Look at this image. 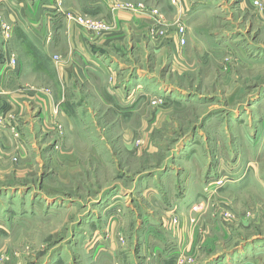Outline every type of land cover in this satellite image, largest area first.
<instances>
[{
	"label": "rangeland",
	"instance_id": "1",
	"mask_svg": "<svg viewBox=\"0 0 264 264\" xmlns=\"http://www.w3.org/2000/svg\"><path fill=\"white\" fill-rule=\"evenodd\" d=\"M56 2L61 4L56 6L58 13L62 11L66 18L71 14L72 20L92 36L102 34L80 24L75 17L87 14L76 12L72 7L64 9L63 0ZM120 2L131 5L130 9L134 10L144 4L148 11H160L166 24L169 20L159 5ZM259 2L260 6H254L263 11V4ZM3 4L5 2L0 0V40L5 47V51L0 50V59H3L0 65L4 64L0 72L9 73L3 89L10 93L26 92L30 87L28 81L32 80L43 95V99L39 98L43 105H39L44 108L51 104L52 112L44 118L42 111V115L39 114L29 100V108H25L23 114L19 112L23 115L19 119L16 110L0 104V121L13 131L9 135L15 140L10 145L0 141V264H44L49 256L61 252L65 264H91L73 243L77 219L84 210L75 206L70 209L69 205L88 206L109 190L127 191L118 203L109 202L125 211L117 210L116 216L123 213L132 222L130 229L119 230L117 237L121 244H127V238L139 233V220L148 210L160 217L162 206L165 207L162 219L166 223L163 234L169 253L189 229L194 240L199 238V243L181 247L176 264H203L209 257L229 251L241 241L254 236L264 239V194L261 190L246 186L234 192L226 189L238 178L236 160L259 161L260 174H264V130L257 132L255 140L251 129L264 119V105L256 111L250 105L251 95L264 88V75L248 67V52L225 49L209 54L196 49L190 57L186 51L187 40L182 44L176 35L179 51L175 40L170 39L164 44L163 52H148L143 64L158 79L164 78L195 97L177 100L148 94L141 100L140 111L128 114L116 105L122 101L114 102L102 95L104 102L96 94L87 93V90L93 92L94 87L86 85L81 88L77 100L81 109L75 116L67 111V122L57 101V69L53 63L41 59L28 37L25 36L20 45L12 46L16 21L8 20ZM88 17L104 20L111 28L105 18ZM181 22L187 26L182 19L171 24L169 20L168 25L175 24L171 30L177 31ZM214 27L221 30L220 24ZM5 28H9V37ZM155 31L150 34V40L166 36L161 28ZM248 33L251 36V31ZM46 35V41L51 40L53 31L48 29ZM12 55L20 65L15 73L8 62ZM52 57L59 65L65 62L66 54ZM26 60H29V67L38 68H25ZM18 78L21 80H16ZM237 82L244 83L242 94L235 92L239 87ZM248 107L252 113L250 117L236 122V115ZM63 109L66 110L65 106ZM69 123L73 129L66 132ZM185 170L190 172L187 181L198 179L196 183H200L199 188L191 186L189 189L193 197L197 193L194 200L190 198L191 202L199 205L190 210L184 208L187 206L183 204L186 199L182 187L180 200L167 201V193H164V183H168L171 173L182 174ZM145 178V190L148 187L157 190L153 195L150 190L143 193L140 189V182ZM61 203L68 207L60 209ZM135 247L133 240L130 248L134 250ZM145 259L135 256L132 260L140 264ZM146 260L151 262L152 259ZM155 261L153 263L157 264Z\"/></svg>",
	"mask_w": 264,
	"mask_h": 264
},
{
	"label": "crops",
	"instance_id": "2",
	"mask_svg": "<svg viewBox=\"0 0 264 264\" xmlns=\"http://www.w3.org/2000/svg\"><path fill=\"white\" fill-rule=\"evenodd\" d=\"M2 1L5 2L2 8L7 13L8 20L16 21L14 36L11 40L12 46L16 43L20 45L21 42H24L25 36L28 37L32 46L41 54V59L53 63L57 69L59 75V97L57 101L60 102L61 110L67 122L69 116L67 111L75 116L81 109L77 100L81 94V88L86 85L94 87L93 92L87 90V93L96 94L104 102L105 99L114 102L115 100L122 101L121 104L116 102V105L118 109L128 114L138 113L141 100L148 94L161 97L171 96L177 100H188L195 97V95L190 97L192 93L167 83L164 78L158 79L157 75L153 71H149L143 64L148 52L154 54L163 52L166 41L170 39L175 40V46L179 51L176 38L177 31L171 30L175 28V24L173 26L168 25L169 20L170 24L180 19L186 21V51L191 55L190 57H193L192 52L196 49L198 52L209 54L222 52L225 49L243 54L248 52L250 54V59L246 61L248 67L259 71L262 76L264 75V9L260 11L256 8L253 0H179L178 5H175L172 0H119L142 1L149 5L161 6L159 8L169 20L166 17L167 24L165 22L159 26L161 30H165L166 36H158L159 38L155 40H150V34L156 32L157 29L152 27L154 17L149 12L139 9L116 8L113 4L116 0H63L64 9L72 7L71 9L76 12L105 18L111 24L109 31L95 36L90 35L72 19L63 16L62 11L58 13L56 6L61 4L57 3L56 0ZM261 2L264 7V0ZM215 24L221 25L220 31L215 29ZM48 29L53 31V36L51 40L46 41ZM249 31H251V36ZM147 42L150 46L147 45ZM2 43L0 40V50L5 51ZM56 54H66L65 62L56 64L52 57ZM0 60L2 62L3 59ZM28 64L29 60H26L25 68L29 67ZM3 65L2 63L0 67ZM71 67L74 68V73H71ZM8 74L0 72V89L2 90L0 104L8 105L11 110L12 108L16 110L14 112L17 116L19 115V118L23 116L21 113L25 112V108L26 110L27 107L29 108L28 102L30 100L34 107L38 108L39 114L42 111L44 118L49 117V113L52 112V105L48 104L44 108L39 105H43L41 102L43 95L39 89L34 87L32 80L28 81L30 87L26 92L15 91L10 93L3 89L6 86L5 81L8 80ZM242 84L244 83H236V86L239 87L235 88V92L243 93ZM9 94L10 96H8ZM82 94L85 95V93ZM250 100H252L251 109H254L253 111L260 110L264 105V88H259L257 92L253 93ZM54 105L59 107L56 102ZM63 106L66 110L63 109ZM251 114L248 107L236 115L235 121L241 123ZM72 129L70 123L66 124V132H71ZM251 129L254 130L256 140L257 132L260 129L264 130V119L252 125ZM11 132L13 133V131ZM11 132L0 121L1 143L14 144L15 140L9 135ZM236 161L238 163L236 167L238 178L234 184L226 189H231L234 192L246 186L260 189L264 194V174H260V162L255 160ZM171 175L168 183H164V193H167L166 200L170 201L175 198L180 200L182 187L185 191L184 200L186 199L183 204L187 206L183 207L186 210L193 207L197 208L199 205L190 200V198L194 200L197 193L193 197L192 191L189 189L191 186H194L193 189H197L200 185V183H196L198 179L194 180L195 182L187 181L190 172L186 170L182 174L178 172L177 175L172 173ZM145 180L146 178L140 182L141 191L144 193L150 190L152 191L151 195L153 192L156 193V189L148 186V190H145ZM119 192L106 191L88 206L83 204L69 205L70 209L75 206L78 210L81 208L84 210L80 218L77 219L78 224L76 226L78 229L75 231L73 243L75 242V249H80L82 254L88 257L91 264H134L132 259L135 256L152 259L151 262L145 259L140 264H154L153 260H156L157 264H176L177 254L181 247H189L194 243H199V238L194 240L191 230L187 229V233H184L183 237H180L179 241L175 243L177 247L169 253L163 234L166 223L162 219L163 213H165V207L162 206L160 217L148 210L144 217L139 220L137 227L139 233L131 235L130 239L127 238V244H121L118 241L119 237H117L119 230L130 229L133 226L127 216L123 215L125 211L117 209L119 205L116 207L114 204L109 205V202L117 201L118 203L122 200L127 191ZM198 192V195L201 196L200 189ZM64 207H68V205H60V209H64ZM117 210L124 212L120 216H116L114 212ZM129 210L131 211V208ZM132 238L136 245L134 250L130 248V244L133 243ZM63 256V252L54 257L49 256L50 258L48 257L49 259L47 258L44 264H65ZM203 264H264V239L254 236L246 241H241L235 247H231L229 251L209 257Z\"/></svg>",
	"mask_w": 264,
	"mask_h": 264
},
{
	"label": "built area",
	"instance_id": "3",
	"mask_svg": "<svg viewBox=\"0 0 264 264\" xmlns=\"http://www.w3.org/2000/svg\"><path fill=\"white\" fill-rule=\"evenodd\" d=\"M172 1L175 5L179 4V0H172ZM113 4L116 8L130 9V7H131V5L123 4L122 2H120L118 0L113 2ZM254 4L260 6L259 0H254ZM139 7L140 8H138V9H140L141 11H147V12H149L150 15H152L154 17V21L152 22L154 28L156 27L158 29L159 26H161L165 23L164 18L160 16L162 14L160 11H158L156 9L148 11V9L146 8V6L144 4H139ZM67 16H68V18L73 19L71 14H68ZM75 17L77 18V20L80 24L87 25L88 26L87 28L94 30L95 32L98 31L100 33H103V32L109 31L111 29L110 25L108 23H106L104 20H99V21L92 20V19L90 20V17H88V15H81V14L75 15ZM5 29L7 31L6 35L10 36V32H8L9 28L8 29L5 28ZM177 36H178V39L180 40V42L182 44L186 43L187 26L184 24V22L178 23V25H177ZM8 62L12 65L11 67L13 68L14 73L16 71H19V69H20L19 61L15 56L12 55L8 59ZM218 183H222V181H219Z\"/></svg>",
	"mask_w": 264,
	"mask_h": 264
}]
</instances>
